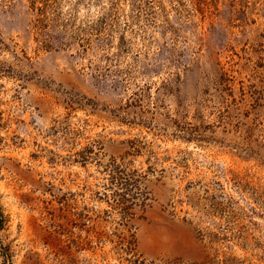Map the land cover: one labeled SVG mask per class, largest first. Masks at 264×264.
Masks as SVG:
<instances>
[{
    "label": "rangeland",
    "instance_id": "1",
    "mask_svg": "<svg viewBox=\"0 0 264 264\" xmlns=\"http://www.w3.org/2000/svg\"><path fill=\"white\" fill-rule=\"evenodd\" d=\"M0 264H264V0H0Z\"/></svg>",
    "mask_w": 264,
    "mask_h": 264
}]
</instances>
